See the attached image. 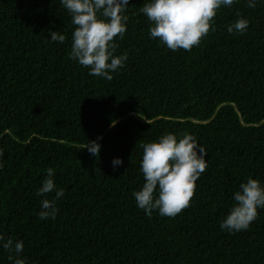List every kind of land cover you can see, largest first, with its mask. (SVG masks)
Listing matches in <instances>:
<instances>
[{
  "label": "trees",
  "instance_id": "1",
  "mask_svg": "<svg viewBox=\"0 0 264 264\" xmlns=\"http://www.w3.org/2000/svg\"><path fill=\"white\" fill-rule=\"evenodd\" d=\"M149 2L122 13L114 55L128 59L109 81L70 58L76 26L61 0H0V264H14L9 238L24 242L25 264H264V208L246 230L221 227L242 183L264 186V0L222 5L190 51L151 37ZM239 18L247 29L230 34ZM169 133L193 135L207 168L189 207L149 217L133 195L141 145ZM100 137L95 157L85 146ZM48 168L63 195L42 220L56 196L37 195Z\"/></svg>",
  "mask_w": 264,
  "mask_h": 264
},
{
  "label": "clouds",
  "instance_id": "2",
  "mask_svg": "<svg viewBox=\"0 0 264 264\" xmlns=\"http://www.w3.org/2000/svg\"><path fill=\"white\" fill-rule=\"evenodd\" d=\"M234 0H151L140 11L152 22L150 35L159 38L169 49L190 51L198 46L212 28L217 10L222 5L231 6ZM69 12L72 23L76 26L72 34L70 58L90 68V75L104 77L111 81L115 72L124 66L127 54L114 55L116 44L114 38L121 39L127 31V9L129 0H61ZM256 0H249L248 7L254 8ZM249 25L246 18H239L228 26V32L243 33ZM50 31L52 41L64 43L66 37L59 31ZM110 61V62H109ZM141 119H145L141 113ZM145 121L151 124L150 120ZM91 140L85 148L100 157L101 144ZM143 155L141 170L145 183L141 190L134 192L137 205L151 217L153 210H159L161 216L175 217L187 207L195 194L196 181L206 170V150L193 135L185 134L179 138L169 133L158 141L142 144ZM3 151L0 150V157ZM131 158V157H130ZM114 169L123 164L120 157L112 161ZM3 165L0 164V168ZM54 169H47V176L38 189L37 195H47L53 191L56 196L42 200L39 218L55 219L59 209L56 199L63 195V190H56L53 179ZM158 196L154 198V194ZM235 204L221 223V227L232 232L248 229L257 218L258 208H264V186L260 181L249 178L240 185V190L233 197ZM0 240H4L0 236ZM3 248L10 254L8 259L14 264H25L19 258L23 252L24 242H14L9 238Z\"/></svg>",
  "mask_w": 264,
  "mask_h": 264
}]
</instances>
